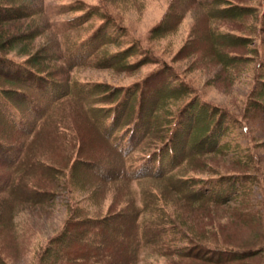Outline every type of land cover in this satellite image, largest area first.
<instances>
[{
    "label": "trees",
    "instance_id": "1",
    "mask_svg": "<svg viewBox=\"0 0 264 264\" xmlns=\"http://www.w3.org/2000/svg\"><path fill=\"white\" fill-rule=\"evenodd\" d=\"M30 1L0 0V264H11L10 244L19 246L16 217L28 206L49 204L59 188L80 197L68 203L63 226L43 248L40 264H141L144 250L168 264H264V209L249 208L256 228L251 246L200 228L208 216L195 212L233 201L242 205L252 187L263 184L262 172L188 175L206 156L226 155L224 139L235 118L201 101L173 111L168 101L182 98L184 89L165 66L127 87L78 79L75 69L83 67L137 66L130 61L135 45L109 48L123 34L104 7L113 1L62 5L58 14L75 15L58 27L43 5ZM194 1L214 22L241 24L234 21L252 12L220 0ZM257 7L264 10V0ZM98 11L103 21L79 35ZM40 16L57 37L54 46L35 45L43 36ZM249 19L247 35L213 30L201 53L190 56L199 53L197 62L227 72L253 61L260 50L250 44L264 33V17ZM258 89L252 109L264 121V80ZM108 194L112 201L102 212ZM92 206L96 211H89Z\"/></svg>",
    "mask_w": 264,
    "mask_h": 264
},
{
    "label": "rangeland",
    "instance_id": "2",
    "mask_svg": "<svg viewBox=\"0 0 264 264\" xmlns=\"http://www.w3.org/2000/svg\"><path fill=\"white\" fill-rule=\"evenodd\" d=\"M82 1L85 7L101 5L102 0H37L38 7L43 5L48 10L52 25L63 26L67 18L75 15L72 13H60L62 5ZM105 2V10L113 14L114 29L123 33L121 41L109 48L117 50L132 45L137 47L136 56L130 59L137 63L133 69H108L100 67H83L75 69L76 77L82 81L102 82L122 87L130 86L143 80L156 70L169 68L173 74L172 80L184 89V95L180 99L170 98L168 107L176 110L188 101H201L213 107H220L235 118V126L224 141L229 143L225 156H206L204 164L195 167L188 175L215 178L219 174L237 173L243 177L245 174L259 175L262 172L263 184L261 188L251 181L248 184L253 188L252 193L244 199L242 205L233 201L230 205L219 206L215 211L203 208L196 209L200 215L208 216L200 219V228H206L216 233H225L234 238L233 243L251 246L255 239L253 220L249 217L250 207L255 210H263L264 198V121L256 119L255 108L256 94L259 91L261 80H264V68L260 66L264 61V33L251 40V46L258 47L260 53L253 61L245 65H235L236 71L240 66L244 67L240 74L236 71L220 69L217 64L203 65L196 58L208 42L211 31H231V33L247 35V26L251 16L264 17L263 8L257 7V0H220L219 4L241 5L251 8L250 16L245 20H236L241 24L227 21L214 22L207 11L198 6L194 0H112ZM33 5L34 0L30 1ZM228 7V6H226ZM257 10V11H255ZM95 15H98L95 17ZM104 14L95 13L79 32L83 36L90 33L103 21ZM39 25L42 29V37L35 41L36 47L41 44L54 46L57 37L46 23V19L40 16ZM46 24V25H45ZM216 25V27L214 26ZM160 28V30H157ZM216 31V32H217ZM34 46V49L36 48ZM246 53L245 49L237 50ZM25 56L18 57L24 60ZM199 60V59H198ZM239 66V67H238ZM251 101L248 102V100ZM258 99V98H257ZM251 107L250 110L248 108ZM251 155V159L248 156ZM200 165V164H199ZM218 178V177H217ZM61 181L63 179L61 178ZM53 200L45 206H28L15 219L19 233V246L9 245L12 253L11 264H40L39 258L48 240L56 234L67 217V205L80 197L71 195L68 189L59 188ZM111 194L99 208L105 212L111 204ZM253 203L251 206L250 204ZM120 207V206H119ZM247 209L246 212H244ZM90 212L96 211L89 207ZM213 225V226H211ZM221 226V227H219ZM260 256V255H259ZM258 256V260L260 261ZM263 256V255H262ZM260 256V257H262ZM142 258L147 264H168V259L152 254L149 250L142 252ZM257 262V259H253Z\"/></svg>",
    "mask_w": 264,
    "mask_h": 264
}]
</instances>
